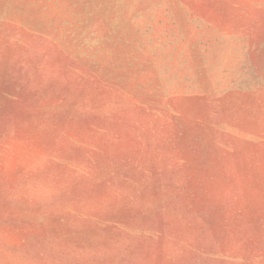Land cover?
<instances>
[{
	"label": "rangeland",
	"instance_id": "rangeland-1",
	"mask_svg": "<svg viewBox=\"0 0 264 264\" xmlns=\"http://www.w3.org/2000/svg\"><path fill=\"white\" fill-rule=\"evenodd\" d=\"M0 264H264V0H0Z\"/></svg>",
	"mask_w": 264,
	"mask_h": 264
}]
</instances>
